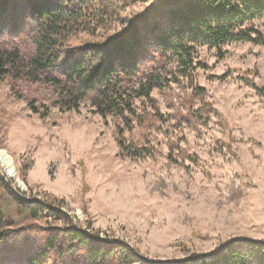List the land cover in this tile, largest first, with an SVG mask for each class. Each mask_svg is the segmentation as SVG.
Instances as JSON below:
<instances>
[{"label":"rangeland","instance_id":"rangeland-1","mask_svg":"<svg viewBox=\"0 0 264 264\" xmlns=\"http://www.w3.org/2000/svg\"><path fill=\"white\" fill-rule=\"evenodd\" d=\"M81 5L61 39L57 66L42 73L59 76L75 52L141 16L151 18L153 9L151 0ZM2 7L0 50L17 51L27 62L37 21L25 0ZM246 25L264 35V15ZM142 43L141 68L162 78L152 101L136 100L140 116L131 128L115 115L94 112L90 98L77 110H60L54 87L6 65L0 149L11 157L15 176L0 166V264H90L86 252L96 240L111 249L100 264L187 260L226 242L264 240V94L255 88H264V44L231 42L220 50L198 44L185 70L147 38ZM30 101L40 111L48 106V114L33 112ZM119 126L125 145L142 155L129 156L118 145ZM26 206H39L41 215L30 216ZM55 209L61 218H54ZM76 230L87 236L86 245L73 238Z\"/></svg>","mask_w":264,"mask_h":264},{"label":"trees","instance_id":"trees-1","mask_svg":"<svg viewBox=\"0 0 264 264\" xmlns=\"http://www.w3.org/2000/svg\"><path fill=\"white\" fill-rule=\"evenodd\" d=\"M25 1L29 15L38 24L35 52L27 62H23L17 51L0 50V78L10 71L6 68L9 64L19 74L43 80L54 87L56 97L53 104L60 110H77L83 99L90 98L94 112L104 118L115 115L128 128L140 116L136 100L152 101L151 92L162 78L160 72H146L140 66L144 39L147 38L162 54L173 55L185 70L192 67L194 48L198 44H207L218 50L231 42L264 44L262 32L246 25L264 15V0H151V18L141 16L139 23L132 21L126 30L82 48L64 61L59 76L51 75L42 71L53 70L57 66L62 50L61 39L65 38L72 24L70 21L74 22L80 16L81 4L90 0L76 1L77 7L72 5L73 0H66L67 9L59 0ZM5 2L7 0H0V12ZM218 56L222 57L223 53L218 51ZM255 88L264 94V88ZM29 104L32 111L40 116L48 114V106L40 111L34 101ZM124 129L120 126L116 129L118 145L129 156L142 155L140 149H130L125 145ZM171 151L169 157H172ZM179 152L183 158L192 161L197 158L195 153H188L185 149H179ZM25 209L34 218L41 215L39 206H26ZM52 215L58 219L62 213L55 209ZM73 235L82 244H87V236L80 230ZM4 236L0 231V240ZM89 246L86 253L90 264L108 262L111 249L97 240ZM114 246L121 249L120 244ZM35 260L28 259L30 263ZM157 264H264V240L238 239L224 243L209 255L198 254L187 260Z\"/></svg>","mask_w":264,"mask_h":264},{"label":"bare ground","instance_id":"bare-ground-1","mask_svg":"<svg viewBox=\"0 0 264 264\" xmlns=\"http://www.w3.org/2000/svg\"><path fill=\"white\" fill-rule=\"evenodd\" d=\"M0 166L10 177L15 176V171L11 157L2 149H0ZM20 182V181H19Z\"/></svg>","mask_w":264,"mask_h":264},{"label":"water","instance_id":"water-1","mask_svg":"<svg viewBox=\"0 0 264 264\" xmlns=\"http://www.w3.org/2000/svg\"><path fill=\"white\" fill-rule=\"evenodd\" d=\"M18 181V180H17Z\"/></svg>","mask_w":264,"mask_h":264}]
</instances>
